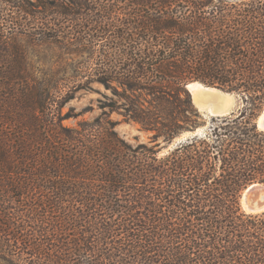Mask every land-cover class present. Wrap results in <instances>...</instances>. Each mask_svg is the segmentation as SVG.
<instances>
[{
    "label": "trees",
    "instance_id": "trees-1",
    "mask_svg": "<svg viewBox=\"0 0 264 264\" xmlns=\"http://www.w3.org/2000/svg\"><path fill=\"white\" fill-rule=\"evenodd\" d=\"M91 3L45 6L35 36L72 46L83 29L105 30L113 13L95 16ZM134 4L141 11L119 26L125 49L81 69L125 100L111 111L121 121L105 113L71 129L52 97L0 99V264H264V213L241 207L243 192L264 184V0ZM6 37L1 86L25 87ZM193 82L239 95L240 108L207 122L186 88ZM121 123L149 142L130 144Z\"/></svg>",
    "mask_w": 264,
    "mask_h": 264
},
{
    "label": "rangeland",
    "instance_id": "rangeland-1",
    "mask_svg": "<svg viewBox=\"0 0 264 264\" xmlns=\"http://www.w3.org/2000/svg\"><path fill=\"white\" fill-rule=\"evenodd\" d=\"M59 1L0 0V31L7 36V39L5 38L4 40L11 50L19 49L21 57L20 66L22 67L24 76L27 78H24L25 83L23 85L25 87L16 84L10 89H4L1 86L3 81L0 79V99L4 98L8 101L12 99L13 101L17 100V97H35L37 99L52 97L55 100L54 104L61 111L62 119H65L62 122L63 125L71 129H82L81 125L83 124H85V128H90V125L100 115H104L105 113L111 114L112 121H121V116L117 112L112 114L111 111L113 107H120L125 100L107 90L103 85L91 83L95 78L93 70L82 73L81 69L88 65H95L97 59H101L100 53H117L125 49L124 42L119 38L121 30L119 26L125 18L124 13L126 11L134 14L140 8L134 4L135 0H91L92 9L95 11L93 15H107L105 11L113 13V22L109 21L111 25L106 26V29L102 31L96 29L95 25L92 26L90 31H84L83 29V34L70 36L69 40L73 44L72 46H68L66 40H61L60 44H55L53 41L44 43L46 39H43L44 34H42L41 38L35 35L40 33L41 29L44 28L43 23L46 19L45 6L51 8L50 4H57ZM31 5L34 6L31 7ZM29 9L32 10L31 13L34 14V17H32L30 12H27ZM31 21L36 24L32 32L29 33ZM31 34L34 36L30 37L29 35ZM67 50L75 51L76 53H80V55L65 56L64 53ZM82 53L87 55H83ZM90 53L94 54V59L92 60L88 56ZM6 68H8L7 64L0 61V73L1 71H5ZM61 71H65V73L58 76ZM63 76L65 79H71L60 81L59 77ZM54 77H57V86L51 85L52 81L55 83ZM47 93H50V95L48 96ZM228 94L234 96L232 97V102L230 101L229 110L231 113H234L240 108V96L233 93ZM198 110H200V114L208 122L210 118L207 115L208 112L200 108ZM116 131L133 146L142 143L147 144L151 137V134L143 133L137 126L127 123H121ZM169 145L170 143L161 146L160 155H165L176 147L169 148Z\"/></svg>",
    "mask_w": 264,
    "mask_h": 264
},
{
    "label": "water",
    "instance_id": "water-1",
    "mask_svg": "<svg viewBox=\"0 0 264 264\" xmlns=\"http://www.w3.org/2000/svg\"><path fill=\"white\" fill-rule=\"evenodd\" d=\"M194 83H198L205 88H210V87H207L200 82L190 83L187 85L186 88L189 90V86L194 84ZM211 89H216L218 91H221L217 88H211ZM196 92H198V91H196ZM221 92H223V91H221ZM223 93H225V92H223ZM191 95H192V93H191ZM202 103L204 106L203 110L208 112L207 115L209 117L225 116L226 114L228 115L231 113V111H229L228 113H224V105L220 102H214L210 98L205 99ZM197 108L199 109V107H197ZM210 110H212L214 113H210L209 112ZM207 115H205V116H207ZM258 124H259V122H258ZM259 127L261 129H264V123L262 125L259 124ZM200 134H201V130H198L196 132L185 133V134L181 135L180 137H178L173 142H171L168 147L173 148V147L179 145L180 143L185 142L189 138L198 136ZM241 207H242L243 211L249 215H258V214L264 213V184L255 183V184H252L251 186H249L244 191V193L242 194Z\"/></svg>",
    "mask_w": 264,
    "mask_h": 264
},
{
    "label": "bare ground",
    "instance_id": "bare-ground-1",
    "mask_svg": "<svg viewBox=\"0 0 264 264\" xmlns=\"http://www.w3.org/2000/svg\"><path fill=\"white\" fill-rule=\"evenodd\" d=\"M189 91L192 93L193 103L198 106L200 109H204L203 101L207 98L212 99L214 102H220L224 105V113H228L230 110V101L232 102L231 94L223 93L216 89L205 88L198 83H194L189 86ZM198 91V92H196ZM210 113H214L212 110L209 111ZM227 115V114H226ZM264 123V114L259 120V124L262 125Z\"/></svg>",
    "mask_w": 264,
    "mask_h": 264
}]
</instances>
